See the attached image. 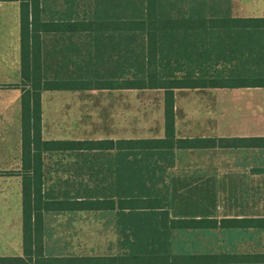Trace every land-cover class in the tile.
I'll use <instances>...</instances> for the list:
<instances>
[{"label": "trees", "instance_id": "16d2710c", "mask_svg": "<svg viewBox=\"0 0 264 264\" xmlns=\"http://www.w3.org/2000/svg\"><path fill=\"white\" fill-rule=\"evenodd\" d=\"M20 2L24 255L0 257V264H205L204 254L193 255L189 245L174 241L188 237L176 229L216 226L194 219L204 210L205 193L161 181L152 161L175 144L204 146L199 139L174 141L176 89L264 88V17H234L231 0ZM47 32L69 37L50 39L49 48ZM116 90H163L166 139H43V92ZM77 151L86 168H106L110 179L103 187L86 184L84 195L49 193L45 155ZM76 211L110 216L122 253L53 255L46 214ZM170 212L187 218H171Z\"/></svg>", "mask_w": 264, "mask_h": 264}, {"label": "crops", "instance_id": "0c3cea01", "mask_svg": "<svg viewBox=\"0 0 264 264\" xmlns=\"http://www.w3.org/2000/svg\"><path fill=\"white\" fill-rule=\"evenodd\" d=\"M20 1L0 0L1 258L23 257L24 255L21 104L24 86L22 85L21 64ZM255 7L257 13L253 15L235 16L233 13L232 15L234 17H264L262 8H258V5ZM63 19L44 18L43 20L58 22ZM60 37L67 39L69 34L47 32L45 39L49 48L50 39ZM254 85L247 84L243 86L248 87L239 88L176 89L174 91V141L199 139L204 140L205 143L204 146L196 148L179 147L175 144L173 149H161L163 157L152 161L153 166L158 167V177L161 181L188 184V189L191 191L196 189L205 193L207 201L204 210H201V213L194 212V219L206 218L208 221L216 222V226L208 223L206 227L176 229L179 234L186 230L185 235L188 237L184 240H174L177 245L183 242L189 245L193 255L204 254L207 259L205 264H264V142L261 141L264 138V88L253 87ZM119 91L132 90L111 92ZM46 92H71L76 95L64 98L66 105L63 113H57V111L46 113L44 108ZM84 92L86 91H45L42 93V136L44 140L81 142L106 139L113 141L166 139L165 93L157 130L148 129L144 135L135 137L132 119L129 120L132 112H128L127 107L125 110L121 108L122 102L128 106L127 98L117 96L111 98V101L119 104V107L112 105L114 106L112 110L115 111L112 112L109 135L86 138L87 122L83 111L87 97L82 94ZM62 154L77 156L76 159L63 160L61 166L77 170V174L67 176L80 182L83 173L78 169L85 168V157H80L82 153L78 151L76 154L72 152ZM45 156L44 175L46 178L47 166H55V164H52L53 162L48 164L47 156L49 155ZM17 179L20 184L18 241ZM11 193L15 199L13 207L6 203V200L12 197ZM85 212L47 213L46 215H76ZM183 213L185 212H178L174 215L170 212V216L175 219L187 218L182 216ZM45 228L47 229L46 220Z\"/></svg>", "mask_w": 264, "mask_h": 264}, {"label": "rangeland", "instance_id": "374dc122", "mask_svg": "<svg viewBox=\"0 0 264 264\" xmlns=\"http://www.w3.org/2000/svg\"><path fill=\"white\" fill-rule=\"evenodd\" d=\"M231 5L232 13L235 16L253 15L257 13L255 9L257 5L264 12V0H231ZM82 94L87 97L83 111L85 121L87 122L86 138H95L103 134L109 135L110 121L113 116L112 112L115 111L112 110V107L114 108L112 105H119L112 102L111 98L117 96L118 98L119 96L124 99L127 98L128 106H125V103L122 102L121 108L125 110V107H127L128 112H132V117L129 120L132 119L135 137L144 135L148 129L157 130L158 124L160 123L163 107V90H132L128 92L91 91ZM73 95L76 94L71 92H46L44 94V108L46 113L51 111L63 113L64 106L66 105L64 98ZM92 97L94 98L93 100L89 99ZM79 156L85 157L82 155ZM76 158V155L67 156L63 154L47 156L48 164L50 162L55 164V166H47L46 169V188L49 189V193L52 192L56 196H61L66 192L68 196H74L78 191H81L82 195H84L86 193V184L90 188L95 185L103 187V184H105L103 180L110 179L109 172L106 168H94L91 170V168L86 167L78 169L83 173V177H80V182L75 181L72 177H68L67 175L77 174V170L75 171L74 168L61 166V163L63 164V160ZM44 159H46V156ZM81 185L82 188L79 190ZM19 188V179H17V241L19 238L18 226L20 222ZM11 196L6 200V203L10 207H13L15 205V199H13L12 193ZM9 216L13 217V215ZM110 218V216H104L101 213L95 212H85L76 215H46L45 220L48 230L46 245L55 255H118L122 253L119 246V242L122 239L118 232L115 231L114 225L110 222Z\"/></svg>", "mask_w": 264, "mask_h": 264}]
</instances>
